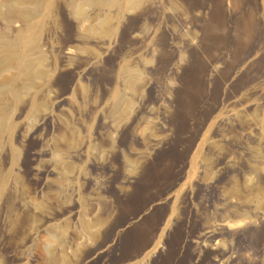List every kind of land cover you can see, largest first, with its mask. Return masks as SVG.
Here are the masks:
<instances>
[{
	"label": "rangeland",
	"instance_id": "obj_1",
	"mask_svg": "<svg viewBox=\"0 0 264 264\" xmlns=\"http://www.w3.org/2000/svg\"><path fill=\"white\" fill-rule=\"evenodd\" d=\"M263 58L264 0H0V264H264Z\"/></svg>",
	"mask_w": 264,
	"mask_h": 264
},
{
	"label": "trees",
	"instance_id": "obj_2",
	"mask_svg": "<svg viewBox=\"0 0 264 264\" xmlns=\"http://www.w3.org/2000/svg\"><path fill=\"white\" fill-rule=\"evenodd\" d=\"M263 60H264V58H263ZM249 74H250V72L242 74L241 78L236 83L233 84V87L237 86L238 82H241V81L245 80L246 78H248ZM213 90H214V86L213 87L209 86V84L206 86V96L198 104V115H202L208 110V107L212 103ZM224 94L225 93L222 92L220 94L221 97L224 96ZM187 127H188V131H190L192 129V123L190 122ZM171 148H174V150L176 152H178V153L183 151V148H182L181 144L180 145L177 144L176 141H175V138H172L169 142H167L165 147L159 151V154L165 153L168 150H170ZM112 252H113V254H112ZM108 255H109V259L104 264H114V260L117 259V257H118V248L115 247V249L113 251H110L108 253ZM91 264H95V262H92Z\"/></svg>",
	"mask_w": 264,
	"mask_h": 264
}]
</instances>
